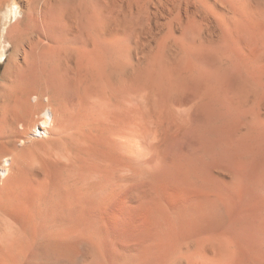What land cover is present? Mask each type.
Here are the masks:
<instances>
[{"label": "bare ground", "instance_id": "6f19581e", "mask_svg": "<svg viewBox=\"0 0 264 264\" xmlns=\"http://www.w3.org/2000/svg\"><path fill=\"white\" fill-rule=\"evenodd\" d=\"M0 14V264H264V0Z\"/></svg>", "mask_w": 264, "mask_h": 264}, {"label": "rangeland", "instance_id": "374dc122", "mask_svg": "<svg viewBox=\"0 0 264 264\" xmlns=\"http://www.w3.org/2000/svg\"><path fill=\"white\" fill-rule=\"evenodd\" d=\"M0 16L2 17V14H0ZM13 21H14V19H13ZM11 53V52H10ZM9 53V54H10ZM5 61L6 60H0V81H1V78H2V76H3V73H4V71H5V69H6V63H5ZM185 142V140H184V138H183V136H177V137H174V138H172V140L170 139L169 141H167V142H165L164 144L166 145L167 144V147L169 146V147H171V146H178V145H181V144H183ZM172 157L174 156L175 157V159H177V160H183V162H185V160L187 161L188 160V158L187 157H185V156H181V155H179V156H181V157H179L178 155L176 156V154L175 155H171ZM171 156H168L170 159H171V161H174L175 159L174 158H172ZM168 157H163V159H162V157L161 158H157L158 159V161L160 162V163H165L166 161H168L169 159H168ZM165 158H167V159H165ZM179 158V159H178ZM179 160V161H180ZM226 167V166H225ZM227 167L229 168V170H232L233 169V171H236L237 169L234 167V166H231V164H228L227 165ZM226 167V168H227ZM231 167H232V169H231ZM227 168V169H228ZM235 168V169H234ZM164 172H165V174H164V172H163V174L164 175H166V176H168V174H172V176H171V174L168 176L169 178H167L166 176H165V180H167V181H165L164 179H163V177H161V174H162V172L160 173V177L157 175V179H156V181L157 182H160L161 184L163 183V184H167V186H169V187H173V186H175V183H178L179 184V182L178 181H174L175 183H171L172 182V180L174 179L175 180V178H177V177H175V178H173L174 176H175V174H173L171 171H169V173L168 174H166V172L168 171L167 169H166V167H164V170H163ZM162 174V175H163ZM171 176V177H170ZM158 178H161L162 180H164L165 182H163V181H160ZM177 180V179H176ZM169 181H171V182H169ZM167 182H169V183H167ZM177 185V184H176ZM264 201L263 200H261V203H263ZM261 203H258V206H257V204H256V208L257 209H260V204ZM256 209V210H257ZM259 225V224H258ZM259 227H257L256 228V230L258 229ZM255 230V231H256ZM259 230V229H258ZM254 231V232H255ZM256 232H258V231H256ZM264 232V231H263ZM256 235V234H255ZM243 247V248H242ZM241 249V250H240ZM247 250L249 251V248H246V247H244V246H241L240 248H239V264H248V260H249V255H250V253L249 254H247L248 252H247ZM250 251H251V249H250ZM249 251V252H250ZM243 262H242V261Z\"/></svg>", "mask_w": 264, "mask_h": 264}]
</instances>
